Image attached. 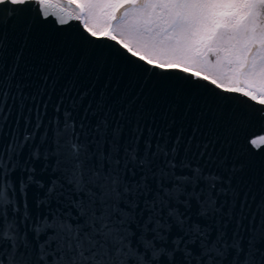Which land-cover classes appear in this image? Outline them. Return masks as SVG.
I'll use <instances>...</instances> for the list:
<instances>
[{"label":"snow or ice","instance_id":"1","mask_svg":"<svg viewBox=\"0 0 264 264\" xmlns=\"http://www.w3.org/2000/svg\"><path fill=\"white\" fill-rule=\"evenodd\" d=\"M0 264H264V0H0Z\"/></svg>","mask_w":264,"mask_h":264}]
</instances>
